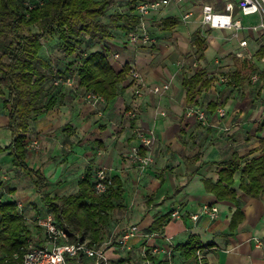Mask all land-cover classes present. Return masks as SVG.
<instances>
[{"label":"crops","instance_id":"crops-1","mask_svg":"<svg viewBox=\"0 0 264 264\" xmlns=\"http://www.w3.org/2000/svg\"><path fill=\"white\" fill-rule=\"evenodd\" d=\"M225 2L171 0L167 7L143 21L153 43H133L127 33L117 30L107 40L113 66L118 71L125 64L137 67L149 87L168 85L162 95L147 91L135 98L126 82L115 99L94 102L88 99L89 92L78 86L76 78L74 86L59 85L54 108L30 122L26 133V163L46 177L48 184L44 191L50 198L77 194L87 171L93 174L92 183L99 169L112 173L113 187L120 197L113 200L109 223L101 229L99 241L111 243L107 250L109 264H145L143 250L163 246L165 237L173 238L174 264H194L195 255L186 257L181 249L192 238L202 246H210L203 252L208 264H264V247L254 243V238L264 240V194L253 196L241 188V169L262 152L264 77L242 87L217 84L224 70H231L228 77L247 59L238 57L243 52L255 63L256 72L264 73V58L256 56L264 46L249 31L240 34L241 39L248 40V46L241 48L239 40L229 39L230 32L202 25V6L209 4L221 12ZM130 8V0H116L102 21L109 24L116 13H128ZM188 13L192 16L186 21L183 18ZM236 16L245 24L255 21L241 17L238 10ZM166 19H175L178 25L164 30L162 22ZM197 37L206 43L204 58L200 60L196 54ZM93 49L99 50L101 45L96 43ZM60 51L55 40L45 42L44 54L52 57L56 69L64 70L65 65L57 60L62 56ZM229 55L242 61L235 64L233 58H227ZM198 69H204L214 80L195 103L199 107L205 105L206 125L197 117H188L186 112L187 91L183 80ZM4 100L0 97V201H12L16 206L23 203V209L18 206L17 209L31 239L44 246L47 241L44 235L39 237L40 227L35 221L52 213L37 192L33 177L13 164L8 149L12 143L9 107ZM211 102L219 104L213 113L208 110ZM133 107L138 113L135 118L127 114ZM220 108L226 111L225 117L218 115ZM140 132H153L157 137L154 162L144 170L128 157L130 149L139 144ZM234 158L240 160L241 168L234 176L235 195L232 199L219 200L210 191V184L219 180L223 163ZM4 175L8 176L7 180H3ZM206 204L218 207L217 219L201 215ZM177 209L182 217L172 218ZM198 214L200 217L193 220ZM161 219L163 224L154 229ZM132 226H137L140 233L130 239V249L121 251L117 244ZM15 255L18 254L0 243V261L8 263ZM157 258L160 264H169L163 253ZM88 263L95 264L91 259Z\"/></svg>","mask_w":264,"mask_h":264},{"label":"trees","instance_id":"trees-1","mask_svg":"<svg viewBox=\"0 0 264 264\" xmlns=\"http://www.w3.org/2000/svg\"><path fill=\"white\" fill-rule=\"evenodd\" d=\"M116 0H0V97H4L9 107V125L12 143L8 148L16 168L31 175L43 203L54 215L56 222L68 233L71 241L90 244L99 243L101 229L110 220L113 200L118 199L119 191L110 187L98 195L91 179L93 174L87 171L79 183L77 194L62 198H50L45 193L48 180L39 171L30 169L26 163V133L30 122L51 110L56 105V96L60 87L53 83L57 79L68 77L78 79V86L86 92L103 97L106 101L115 99L129 79L130 65L125 64L119 71L110 61V49L107 40L113 37L114 30L129 35L140 24L139 16L130 8L128 13H116L111 23L102 18L110 11ZM131 3L145 0H130ZM178 25L175 19L162 22L164 30H172ZM55 40L62 56L57 60L65 69H56L52 57L44 54L45 42ZM96 43L101 49L94 51ZM197 59L204 58L206 43L201 37L195 40ZM264 58V47L257 53ZM58 67L60 64H56ZM253 61L246 59L236 72L228 76L230 86L242 87L250 82L257 71ZM264 77V73H261ZM214 80L208 77L204 69H198L183 80L187 91V108L195 105L196 99L204 90H208ZM219 104L211 102L209 112L217 110ZM261 154L254 157L242 169L240 160L223 163L216 184H210L219 200L232 199L235 192L234 176L241 169L242 190L253 196L264 194V139L261 141ZM156 224V225H155ZM157 229L163 219L155 223ZM25 220L19 213L16 203L0 201V243L7 246L18 260L0 261V264H18L26 252L31 240ZM202 246L193 238L181 247L186 257H192ZM72 264H78L73 262ZM80 264H89L83 260ZM203 264H208L203 262Z\"/></svg>","mask_w":264,"mask_h":264},{"label":"built area","instance_id":"built-area-1","mask_svg":"<svg viewBox=\"0 0 264 264\" xmlns=\"http://www.w3.org/2000/svg\"><path fill=\"white\" fill-rule=\"evenodd\" d=\"M182 2L183 0H176ZM171 3V0H145L137 1L132 4L134 12L140 18V24L137 29L129 33V40L133 43H153L152 38L147 33L144 27V19L150 16L154 12L161 11ZM240 13L243 18H255V21L245 24L241 18L236 16V11ZM192 13H188L184 16V20L190 19ZM201 23L203 26L211 29H217L230 32V40H239L241 48L248 46V40L241 39L240 34L244 31H249L252 36H255L261 40V46H264V0H226L224 10L221 12L209 5L204 4L201 8ZM248 54L239 53L238 57L247 58ZM264 62V59L262 60ZM261 77L260 71L254 73L251 76L250 81L252 83L259 82ZM129 79L131 82V89L135 98L142 97L147 91L156 95H162L169 86H155L149 87L140 71L137 67H131L129 72ZM56 85L65 84L74 86V78L68 77L67 79H57L54 82ZM229 78L221 75L218 78V85H227ZM89 100L94 102H103L106 100L98 95L89 93ZM188 117H197V119L204 125L208 122V114L205 109L199 106H192L186 110ZM220 117L226 116V111L223 108L217 111ZM128 116L135 118L137 116V109L131 108L127 111ZM262 116L264 118V108L262 110ZM139 144L133 146L128 153L129 160L139 166L141 170L146 169L154 162V149L157 142L155 133L151 132L138 133ZM35 145H38L35 143ZM8 176L4 175L3 180H7ZM2 177H0V184ZM114 186V177L112 173L107 169H99L94 176V189L98 195H102L108 191L110 187ZM20 210L23 209V203L17 204ZM201 215H206L210 219L214 220L218 218L219 209L214 205H203L201 209ZM172 218L179 219L182 217L180 209H177L172 213ZM200 215H194L193 220H197ZM36 225L40 227L45 234V240L47 244L40 246L35 244L32 239L29 240L26 248V252L18 264H72L73 262L80 264L83 260L91 259L95 264H109V258L107 256V250L111 245L110 242L106 243H94L90 244L89 241L76 242L71 241L72 234L68 233L58 222L54 215L49 214L45 217H39L36 219ZM139 228L137 226L129 227L125 232L122 239L118 242V249L126 251L130 249L129 241L139 235ZM254 243L258 247H264V240L254 238ZM175 244L172 237H165L163 246H153L148 250H143V257L145 264H160L158 262V256L163 253L169 261V264L173 263ZM204 250L198 249L194 257V264H203L204 262ZM15 260L19 259L18 255L14 256Z\"/></svg>","mask_w":264,"mask_h":264},{"label":"rangeland","instance_id":"rangeland-1","mask_svg":"<svg viewBox=\"0 0 264 264\" xmlns=\"http://www.w3.org/2000/svg\"><path fill=\"white\" fill-rule=\"evenodd\" d=\"M227 58H233L232 60L234 61L235 64H237L238 62L242 61V60H238V59L234 58L233 55H229ZM189 64H190V65H189V68L192 69V68H193V64H194L193 61L191 60V62H190ZM222 69H224V67H223ZM230 71H231V70H224V71H223L224 76H227L228 74H230ZM200 107L203 108V109H205V105H204V104L201 105ZM0 185H1V184H0ZM38 229L40 230V228H38ZM39 230H37V231H38V235H39V237L41 238L42 235L45 236L44 231L40 230L42 233L39 234V233H40ZM32 241H33L35 244L38 243V242H35L36 239H33Z\"/></svg>","mask_w":264,"mask_h":264}]
</instances>
